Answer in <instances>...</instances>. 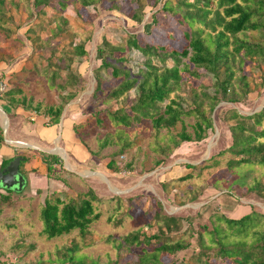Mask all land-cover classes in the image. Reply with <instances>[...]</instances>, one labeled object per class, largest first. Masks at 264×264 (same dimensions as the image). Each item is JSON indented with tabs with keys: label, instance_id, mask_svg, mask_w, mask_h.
Segmentation results:
<instances>
[{
	"label": "rangeland",
	"instance_id": "rangeland-1",
	"mask_svg": "<svg viewBox=\"0 0 264 264\" xmlns=\"http://www.w3.org/2000/svg\"><path fill=\"white\" fill-rule=\"evenodd\" d=\"M32 2L13 0L9 10L15 18L14 25L20 23L21 28L8 40L0 34V84L5 86V90H0V100H5L11 89L15 93L18 89L23 91L16 93L17 98L23 95L32 98L26 106H11L9 115L0 109L4 136L1 143L13 148V156L27 158L22 169L28 176L21 191L6 194L8 189L0 186V195L8 196H0V264H69L71 260L65 250L73 243L78 248L76 260L82 257L86 264H129L142 253L145 245L118 248L115 244L119 241L113 240L134 230H144V235H150L155 229L150 222H155L159 201L163 213L182 219L179 230L173 232L172 237L188 244V248L175 256L162 254L164 264H171L173 259L179 264H189L201 247L197 234L199 227L200 231L207 228L202 231L207 244L212 243V232L217 228L230 241L239 240L244 232L231 228L224 217H231L229 210L244 202L253 204L258 213L264 215V192L255 187L264 182V168L252 164L229 166L237 158L229 150L233 143L230 126L236 122L232 119L234 110L250 115L264 107V57L247 58L243 65L250 87L245 90L236 85L235 91L243 98L242 102H221L211 113L214 126L206 131V137L201 141L180 142L176 147L174 140L182 130L181 123L170 130H156L148 119L131 127L116 124L111 119L110 112L131 105L134 91L109 100L106 93L100 98H93L92 94L96 85L94 70L100 62L96 58L97 46L103 34L121 41L126 33H134L143 43L181 49L185 39L177 16L163 13L159 16V23H154V9L148 6L142 22L138 23L126 16L132 7L126 4V0H117L119 9H110L112 2L104 0L81 9V19L75 12L78 4L74 3L63 11L67 21L63 25L66 34L49 42L48 46L33 47L25 39L26 30L46 17L29 18L34 12ZM172 2L175 4L177 0ZM161 6L159 3L158 7ZM50 12L58 13L55 9ZM10 24L13 22L7 25ZM239 36L252 42L262 40L258 31H246ZM82 41L88 52L79 58L71 54V50L74 44ZM54 47H58L59 55L69 51V57L73 58V72L81 71L82 74L79 85L69 89L76 91V97L65 105L61 117L67 115L73 119V135L79 141L74 148L59 139L39 142L35 135L29 136L21 130L25 123H34L32 116H41L46 123L49 122L45 110L60 105L63 97H68L67 89L52 87L44 74V66ZM125 55L128 60L124 65L133 73L143 67L145 58L139 52L126 51ZM153 61L162 65L156 59ZM199 71L201 76L198 77L187 74L188 80L184 77L185 84L178 92L186 109L192 106V87L214 92V76L205 70ZM101 74L106 91L119 82L118 78L105 72ZM38 105L40 112L36 111ZM183 120L186 130L194 136L196 117L183 115ZM23 141L25 144L20 143ZM57 147L63 152L57 151ZM48 154L61 156L63 165L56 164L50 177L37 181L36 175L41 171L47 173L44 160ZM111 159L116 161L117 171L108 167ZM91 188L99 197L94 204L96 211L101 213L100 219L94 221L84 235L77 229L48 238L43 233L40 218L45 198L56 192L69 200L83 196ZM261 220L260 224L248 228V240L251 241L255 231L264 226V218ZM215 264L221 263L216 261Z\"/></svg>",
	"mask_w": 264,
	"mask_h": 264
},
{
	"label": "trees",
	"instance_id": "trees-1",
	"mask_svg": "<svg viewBox=\"0 0 264 264\" xmlns=\"http://www.w3.org/2000/svg\"><path fill=\"white\" fill-rule=\"evenodd\" d=\"M12 1L0 0V34L7 40L13 36L14 31L21 28L20 23L14 25L15 18L9 10L13 5ZM101 1L104 0H33L34 12L30 13L29 18L38 16L42 18V15L46 18L29 27L25 39L33 47L48 46L49 42L57 41L60 35L66 34L63 25L67 21L63 11L70 5L78 4L75 12L81 18L83 16L81 9ZM108 1L112 2L110 9L120 8L117 0ZM159 3H162L161 7H158ZM126 4L132 6L126 16L138 23L142 22L148 6L154 9L152 13L154 23H159V16L163 13L177 16V21L183 29L185 45L177 49L164 44L143 43L134 33H126L121 41L103 34L101 43L97 46L96 58L100 62L94 70L96 85L92 97L100 98L106 93L108 100L118 99L134 91L135 98L131 105L110 112V117L116 124L131 127L148 119L156 130H170L181 123L182 130L176 135L178 139L174 140L176 147L180 142L203 140L206 131L214 126L211 113L215 108L221 102L232 104L242 102L243 98L235 91L237 84L243 86L245 90L249 89L250 84L243 69L247 58L252 60L264 57V0H177L175 4L172 0H126ZM50 9H55L58 13L52 14ZM9 22L13 24L7 25ZM246 31H258L262 38L261 42H252L239 36ZM71 51V54L79 58L88 52L83 41L74 44ZM126 51H137L145 58L143 67L138 72L133 73L130 67L124 65L128 60ZM57 52L58 47L50 50L44 74L52 87L69 91L70 87L79 85L82 74L81 71L73 72V58L69 57V51H65L64 55ZM153 59L162 65H158ZM169 61H172V64L168 65ZM199 70H205L214 76V92L199 91L192 87V106L186 109L179 100L182 97L178 92L183 89L184 77L188 80L187 74L189 77L201 76ZM101 72L118 78L119 82L106 91ZM17 92L23 91L18 89ZM75 92L69 91L68 97L66 99L63 97L60 105L49 106L45 110V116L50 118L47 124L60 123L65 105L76 97ZM16 93L11 89L5 99L13 107L20 104L26 106L32 100L26 95L17 98ZM172 94L176 96L173 97ZM39 107L40 105L36 108L37 112H40ZM183 115L196 117L193 125L194 136L186 130ZM232 119L236 122L230 126L233 143L229 150L237 158L233 159L229 166L252 164L264 168V107L250 115H243L234 110ZM3 140V130L0 126V143ZM14 157L3 160L2 166L5 167ZM26 161L25 157L20 164L23 173L22 166ZM44 163L47 177H50L56 164L63 165V158L57 154H48ZM187 166L193 167L190 164ZM108 167L117 171L116 161L111 159ZM255 187L264 192V182ZM11 191L14 190H6V194ZM0 196L8 198L5 195ZM98 200L99 197L92 188L83 196L69 200L63 199L56 192L48 195L40 214L43 233L48 238L69 234L77 229L82 235L86 234L91 224L101 217L94 204ZM158 203L155 222H150L155 229L150 235H144V230H134L121 239L113 240L119 241L115 244L118 248L130 249L133 246L145 245L142 253L137 254L136 259L129 264H164L162 254L175 256L177 252L188 248V244L183 240L172 237V233L180 228L181 217L163 213L161 202ZM248 205L250 206L248 213L237 218L224 217L227 225L244 232L239 240L230 241L217 228L214 233L212 232L213 244H207L202 233L207 228L200 231L199 227L197 234L201 247L192 256L189 264H215L216 261H220L221 264H264V226L261 225L262 228L255 231L251 241L247 239L250 233L248 228L260 224L264 215L258 213L253 204ZM77 249L74 243L66 248L67 258L71 260L69 264H86L82 257L76 260ZM171 264L179 262L173 259Z\"/></svg>",
	"mask_w": 264,
	"mask_h": 264
},
{
	"label": "crops",
	"instance_id": "crops-1",
	"mask_svg": "<svg viewBox=\"0 0 264 264\" xmlns=\"http://www.w3.org/2000/svg\"><path fill=\"white\" fill-rule=\"evenodd\" d=\"M11 108V105L9 103H7L5 100H0V109H2V112L9 115L11 114L9 109ZM68 114H71L68 111ZM1 118V117H0ZM31 119L33 120V124L32 125H27L26 123L24 124L23 129V133L27 134L29 136H33L35 135V137L38 138L39 142H46L47 141H51V140H57L59 139V141L66 143L68 146L71 147H77L78 146V139L73 135V131H74V125H73V119L72 117H68L67 115L65 116V118L61 119L59 124H47L46 123V119H44L43 117L41 118V116H32ZM0 126H2V121L0 120ZM4 141V140H3ZM22 144H25V142H20ZM34 148L37 147V145L33 146ZM13 148L9 147V145L7 143H1L0 144V165L2 166V161L5 159H9L11 157H14L11 152ZM57 151L63 152L61 150L60 147L56 148ZM0 166V168H1ZM46 174V175H45ZM47 173H44L43 171H41L38 175H36V179L37 181H39V178H42V180H44V178H47ZM26 178L28 180V176L26 175ZM27 184V183H26ZM3 188V187H2ZM5 190V189H4ZM248 211H250V206L246 203L244 204H237L232 210L230 209V215L231 217H240L245 213H248ZM241 214L239 216H235L234 214Z\"/></svg>",
	"mask_w": 264,
	"mask_h": 264
},
{
	"label": "water",
	"instance_id": "water-1",
	"mask_svg": "<svg viewBox=\"0 0 264 264\" xmlns=\"http://www.w3.org/2000/svg\"><path fill=\"white\" fill-rule=\"evenodd\" d=\"M24 156H15L3 169H0V186L5 189L21 191L27 183V178L20 170Z\"/></svg>",
	"mask_w": 264,
	"mask_h": 264
},
{
	"label": "built area",
	"instance_id": "built-area-1",
	"mask_svg": "<svg viewBox=\"0 0 264 264\" xmlns=\"http://www.w3.org/2000/svg\"><path fill=\"white\" fill-rule=\"evenodd\" d=\"M0 90H5V86L2 83L0 84Z\"/></svg>",
	"mask_w": 264,
	"mask_h": 264
},
{
	"label": "flooded vegetation",
	"instance_id": "flooded-vegetation-1",
	"mask_svg": "<svg viewBox=\"0 0 264 264\" xmlns=\"http://www.w3.org/2000/svg\"><path fill=\"white\" fill-rule=\"evenodd\" d=\"M4 167L3 166H1V168L0 169H3ZM22 172V171H21ZM23 173V172H22ZM24 174V173H23ZM25 175V174H24ZM25 177H26V175H25Z\"/></svg>",
	"mask_w": 264,
	"mask_h": 264
}]
</instances>
